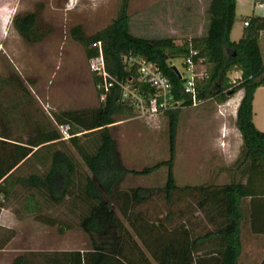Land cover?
Returning <instances> with one entry per match:
<instances>
[{
  "label": "trees",
  "instance_id": "16d2710c",
  "mask_svg": "<svg viewBox=\"0 0 264 264\" xmlns=\"http://www.w3.org/2000/svg\"><path fill=\"white\" fill-rule=\"evenodd\" d=\"M214 2L219 10L215 32L210 34L207 25L201 36L180 44L133 35L129 0H122L106 27L86 35L76 26L71 35L87 61L98 55L92 45L100 42L105 69L119 81L136 77L135 70L125 69L123 56L153 62L170 79L174 98L184 108L190 99L170 62L187 59L193 51V60L203 58L207 71L198 84L200 98L224 103L241 91L235 116L241 146L224 184L177 186L173 167L182 108L159 115L168 122V159L135 170L121 162L112 133L117 122L134 116L121 102L119 87H112L97 107L47 115L15 72L0 74V210L11 208L19 218L55 226L60 233L79 229L88 242L83 250L25 251L12 264H238L245 219L253 232L264 233V132L253 123L254 95L264 86V17H245L248 25L234 42L230 35L236 0ZM11 25L29 46L48 33L38 11L15 14ZM233 72L240 77L232 84L228 74ZM97 80L92 74L94 88ZM59 126H68L67 139ZM161 167L167 170L163 186L122 188L126 176H147ZM196 211L201 216L191 224L199 230L192 234L179 218L189 222ZM13 238L14 231L0 227V249ZM204 243L210 251L197 255Z\"/></svg>",
  "mask_w": 264,
  "mask_h": 264
},
{
  "label": "rangeland",
  "instance_id": "374dc122",
  "mask_svg": "<svg viewBox=\"0 0 264 264\" xmlns=\"http://www.w3.org/2000/svg\"><path fill=\"white\" fill-rule=\"evenodd\" d=\"M122 0H0L16 8L17 13L38 11L48 33L38 44L27 45L10 22L0 21V74L15 72L26 82L37 107L47 115L67 109L94 108L99 104L84 48L73 39L71 30L80 26L91 35L106 27L117 15ZM96 4L98 7H93ZM128 14L133 35L148 39L171 38L175 44L201 36L206 26L215 32L219 15L214 0H129ZM264 6L254 0H237L231 41H237L247 16H261ZM264 42V40H263ZM173 65L183 72L181 60ZM240 73L228 74L233 84ZM32 80V85L28 81ZM237 85V83L235 84ZM242 92L224 103L210 100L198 107L182 108L176 137L173 174L178 187L224 184L227 169L236 161L241 138L235 127L236 109ZM253 123L264 132V86L253 100ZM167 118H125L112 128L123 165L142 170L169 157ZM226 127V130H225ZM161 167L147 176L128 175L122 188L143 186L158 188L166 179ZM155 203L164 206L162 200ZM179 206V203L176 204ZM4 229L14 231V238L1 253V264H12L25 251H70L88 248L86 235L79 229L60 233L55 226L32 218H19L6 208L1 219Z\"/></svg>",
  "mask_w": 264,
  "mask_h": 264
},
{
  "label": "built area",
  "instance_id": "2783aa9c",
  "mask_svg": "<svg viewBox=\"0 0 264 264\" xmlns=\"http://www.w3.org/2000/svg\"><path fill=\"white\" fill-rule=\"evenodd\" d=\"M243 25L247 26L248 21H244ZM92 46L98 50V55L88 60V67L91 74L98 79L95 89L99 101L103 102L110 89L117 86L121 90V102L133 109L135 119L145 120L159 116L166 111L184 108L182 102L174 98V87L170 79L160 71L156 64L141 56L125 55L122 57L124 67L128 72L135 70L136 77L119 81L109 75L105 69L100 42ZM196 55L197 53L193 51L187 59H174L181 60L183 72L173 65V60L170 62L171 67H175L180 74L183 93L190 99L189 107H198L209 101L199 97L198 84L207 77V71L203 58L198 57L196 61L193 60V56ZM59 130L63 139L69 137L68 126H59Z\"/></svg>",
  "mask_w": 264,
  "mask_h": 264
},
{
  "label": "crops",
  "instance_id": "0c3cea01",
  "mask_svg": "<svg viewBox=\"0 0 264 264\" xmlns=\"http://www.w3.org/2000/svg\"><path fill=\"white\" fill-rule=\"evenodd\" d=\"M236 2H237V0H236ZM255 5L258 6V8H261L262 6H264V0H256L254 6ZM261 16L264 17V14H262ZM241 33H242V31H241ZM241 33H240V37H241ZM240 37L238 38V40L240 39ZM237 41H235V42H237ZM239 101H240V99L238 100V102ZM225 130H226V127H225ZM248 206L249 205H248V200H247L243 206L245 216H246ZM5 210H6V208L0 210V227H2V228H7V227L3 226V224L1 223L2 222L1 219L3 217ZM197 216H201V214L198 211L194 212L193 217H191L189 222L185 221L184 219L179 218V224L186 223V227L190 226V228L192 229V234L193 233L198 234L199 229L197 228V226H193V224H191L194 221V218ZM206 226H208L207 223H206ZM6 246L3 249H0V256H1V253L4 252V249L6 248ZM209 247H210L209 243L208 244L204 243L202 245V247L200 248L202 250H198L199 252L197 253V255H200L201 252H203V251H210ZM263 256H264V233L253 232L251 229V226L249 225V222H247V218H246L242 224V227H241V252H240V255L238 258V264H260Z\"/></svg>",
  "mask_w": 264,
  "mask_h": 264
},
{
  "label": "clouds",
  "instance_id": "9594fccd",
  "mask_svg": "<svg viewBox=\"0 0 264 264\" xmlns=\"http://www.w3.org/2000/svg\"><path fill=\"white\" fill-rule=\"evenodd\" d=\"M93 7H98V5L94 4ZM16 10V8L9 7L7 4L0 7V21H3V24L6 26L10 22V19L15 15Z\"/></svg>",
  "mask_w": 264,
  "mask_h": 264
},
{
  "label": "water",
  "instance_id": "95a60500",
  "mask_svg": "<svg viewBox=\"0 0 264 264\" xmlns=\"http://www.w3.org/2000/svg\"><path fill=\"white\" fill-rule=\"evenodd\" d=\"M172 69L175 72V74L177 75V77L180 78V74H179L178 70L175 67H172Z\"/></svg>",
  "mask_w": 264,
  "mask_h": 264
}]
</instances>
